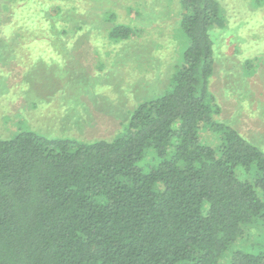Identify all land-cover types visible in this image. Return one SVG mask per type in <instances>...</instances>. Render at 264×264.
Returning <instances> with one entry per match:
<instances>
[{
    "label": "trees",
    "instance_id": "trees-1",
    "mask_svg": "<svg viewBox=\"0 0 264 264\" xmlns=\"http://www.w3.org/2000/svg\"><path fill=\"white\" fill-rule=\"evenodd\" d=\"M4 1L16 47L81 42L74 0ZM179 5L180 64L114 139L26 131L0 138V264H224L244 228L264 223V152L214 118L213 37L226 26L220 3ZM132 35L115 24L107 37ZM250 61L247 77L256 72ZM228 264H264V252L233 249Z\"/></svg>",
    "mask_w": 264,
    "mask_h": 264
},
{
    "label": "rangeland",
    "instance_id": "rangeland-1",
    "mask_svg": "<svg viewBox=\"0 0 264 264\" xmlns=\"http://www.w3.org/2000/svg\"><path fill=\"white\" fill-rule=\"evenodd\" d=\"M179 1H70L85 26L76 37L80 43L63 46L16 47V35L3 24L9 13L0 8V138L26 131L82 142L114 139L136 105L164 93L180 64L186 39ZM218 2L226 26L213 37L210 89L220 105L214 118L264 152V1L260 6L253 0ZM115 24L128 25L131 39L108 40ZM246 59L256 66L249 77L242 70ZM233 249L263 253L264 223L245 227Z\"/></svg>",
    "mask_w": 264,
    "mask_h": 264
}]
</instances>
